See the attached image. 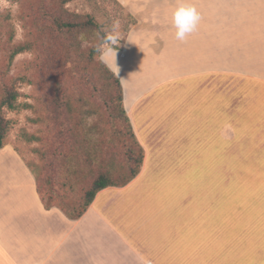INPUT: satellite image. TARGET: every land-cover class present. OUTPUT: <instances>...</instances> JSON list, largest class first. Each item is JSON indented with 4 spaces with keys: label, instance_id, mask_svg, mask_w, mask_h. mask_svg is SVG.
<instances>
[{
    "label": "crops",
    "instance_id": "obj_1",
    "mask_svg": "<svg viewBox=\"0 0 264 264\" xmlns=\"http://www.w3.org/2000/svg\"><path fill=\"white\" fill-rule=\"evenodd\" d=\"M147 3L135 7L129 0L138 23L117 55L124 108L144 149L140 173L125 186L101 190L87 212L71 220L57 207L46 209L35 176L14 146L5 145L0 264H264V213L233 202V189L150 185L171 164L197 162L207 151L216 161L218 133L212 132L234 130L232 104L222 98L213 102V118L206 111L197 119L206 125L199 129L205 135L179 133L175 112L162 116L164 97L185 92L191 81L214 92L204 93L197 105L220 93L219 79L264 86V0H209L208 18L185 42L163 23L175 8L159 4L145 21ZM180 168L174 167V177Z\"/></svg>",
    "mask_w": 264,
    "mask_h": 264
},
{
    "label": "rangeland",
    "instance_id": "obj_2",
    "mask_svg": "<svg viewBox=\"0 0 264 264\" xmlns=\"http://www.w3.org/2000/svg\"><path fill=\"white\" fill-rule=\"evenodd\" d=\"M126 2L128 5L129 0ZM147 2L151 5L150 10H142L145 21L159 4L176 8L180 0H133V6L143 8ZM190 2L199 9L201 20L208 18L209 0ZM127 5L120 0H0V114L10 122L5 144L13 145L35 179L39 178L37 191L39 180L43 181L42 197L46 200L53 197L50 200L53 205L78 209L99 172L109 170L116 177L129 173L127 151L133 147V140L120 116L115 82L102 72L98 57L92 65L87 64L94 32L81 26L74 33L75 37H71L81 46L77 72L55 64L56 55L63 58L70 55L69 50L63 48L67 40L60 39L62 22L82 23L90 17L104 32L118 19L120 48L127 31L138 23ZM173 11L168 9L164 15L163 23L167 27L172 24ZM128 14L136 20L130 28ZM158 15L162 17V10ZM50 45L53 51L46 53V62L44 49ZM22 46H26L27 51L11 61L13 52ZM193 82L185 92L180 88L174 91L177 96L164 97L160 104L164 110L162 116L167 117L169 111H174L179 133L205 135L199 130L206 127L197 121L199 115L211 111L213 118L216 112L213 102L219 103L224 98L225 103L232 104L228 109L233 111L234 130L212 132L218 133L216 161L213 152L207 151L194 163L166 164L171 169L151 179L150 185L219 190L228 187L233 189V202L243 201L251 206L252 212L264 213V86L219 79L220 93L211 95V103L205 99L197 105L196 101L201 100L204 93L214 92L212 87L201 89ZM13 85L19 94L17 104L20 106L15 111L1 107L6 89ZM191 93L193 95L188 96ZM26 104L30 107H24ZM89 117L92 118L90 123ZM222 120L218 114V128ZM243 126L260 129L242 130ZM31 137L37 139L29 140ZM225 138L233 139V145L226 147L222 142ZM178 165L181 168L174 177L173 170Z\"/></svg>",
    "mask_w": 264,
    "mask_h": 264
},
{
    "label": "trees",
    "instance_id": "obj_3",
    "mask_svg": "<svg viewBox=\"0 0 264 264\" xmlns=\"http://www.w3.org/2000/svg\"><path fill=\"white\" fill-rule=\"evenodd\" d=\"M129 18V28L130 26L136 24V20L131 14H128ZM60 26V39L67 40L68 44L63 45V48H67L70 52V55L66 56L65 58L56 55L55 57V64L56 67H71L74 72H77L78 65H80V55L79 51L81 49V46L71 40V37H75L74 33L78 31L79 27H83L86 29H89L90 32H94V40L91 42L90 47L88 48V56H87V64L92 65L95 61V59L98 57L95 49L96 46L100 43L102 36L104 35V32H101L99 30L100 26L98 23L94 21L92 18H86L82 23L78 22H62L59 24ZM89 32V33H90ZM129 32V31H127ZM46 48V47H45ZM119 49V48H118ZM27 51L26 46L19 47L16 49L12 56L11 61L14 60L19 54L24 53ZM53 51L52 45L48 46L46 49H44V57L47 62V54H50ZM97 64L99 65L102 72L112 78L115 82L116 90L118 91V95L116 98V102L118 103V107L120 110V116L124 119L128 126V131L130 134V137L133 140L132 148H130L127 151V164L129 167V173L128 175H120V176H113L109 170L105 172H99L97 178L93 181V183L90 185V187L86 190L84 193V201L82 202L80 208H73L69 209L68 207L65 209L64 206H56L53 205L50 200L53 199V197H50V200H46L44 197H42V194L44 193V190L41 189V186L43 185V181L39 180V191L41 193V199L46 207V209H51L53 207H57L60 210H62L65 215L71 219V220H77L80 219L89 209L90 205L94 201L96 195L103 189L112 187V186H125L128 183H130L132 180H134L138 174L140 173L141 167L143 165L144 161V149L140 142L138 141L133 126L131 124V121L129 117L127 116V113L124 108V98H123V87L121 84L120 79L113 74V72L109 71V69L98 59ZM116 91V92H117ZM6 97L4 101L1 104V107L9 109L11 111L17 110L20 106L17 104L19 94L15 90V87L8 86L5 93ZM24 107H30L28 104L24 105ZM41 123V120H38ZM9 121L5 120L3 115L0 114V149L5 147V141L8 136V130H9ZM29 140L35 141L37 138H28ZM127 165V166H128ZM133 165L135 166L133 168ZM39 179V178H37ZM36 179V180H37ZM50 183V182H48ZM66 186L72 187V184H65ZM39 193V194H40Z\"/></svg>",
    "mask_w": 264,
    "mask_h": 264
},
{
    "label": "clouds",
    "instance_id": "obj_4",
    "mask_svg": "<svg viewBox=\"0 0 264 264\" xmlns=\"http://www.w3.org/2000/svg\"><path fill=\"white\" fill-rule=\"evenodd\" d=\"M201 13L197 6L190 0H180V3L172 13V27L175 28V38L185 42L189 35L197 31L201 21ZM120 21L114 20L110 29L104 30L100 43L96 46L99 60L118 76L120 68L117 64L118 48L121 41ZM91 117L88 118L89 123Z\"/></svg>",
    "mask_w": 264,
    "mask_h": 264
}]
</instances>
